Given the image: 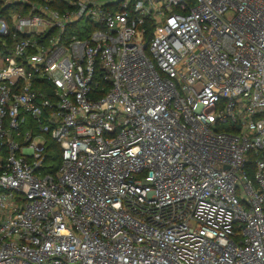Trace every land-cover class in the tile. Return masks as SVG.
Returning <instances> with one entry per match:
<instances>
[{
    "label": "built area",
    "instance_id": "2783aa9c",
    "mask_svg": "<svg viewBox=\"0 0 264 264\" xmlns=\"http://www.w3.org/2000/svg\"><path fill=\"white\" fill-rule=\"evenodd\" d=\"M0 264H264V0H0Z\"/></svg>",
    "mask_w": 264,
    "mask_h": 264
},
{
    "label": "trees",
    "instance_id": "16d2710c",
    "mask_svg": "<svg viewBox=\"0 0 264 264\" xmlns=\"http://www.w3.org/2000/svg\"><path fill=\"white\" fill-rule=\"evenodd\" d=\"M60 158V151L57 149V147L54 145L53 151H49V158L47 160V168L49 169L50 173H55L58 167V162ZM57 162V165L54 164ZM51 163V164H50Z\"/></svg>",
    "mask_w": 264,
    "mask_h": 264
},
{
    "label": "rangeland",
    "instance_id": "374dc122",
    "mask_svg": "<svg viewBox=\"0 0 264 264\" xmlns=\"http://www.w3.org/2000/svg\"><path fill=\"white\" fill-rule=\"evenodd\" d=\"M58 163H59V162H58ZM50 164H51V163H50ZM54 164H56V165H57V162H55ZM46 166H48V165H47V163H46Z\"/></svg>",
    "mask_w": 264,
    "mask_h": 264
}]
</instances>
